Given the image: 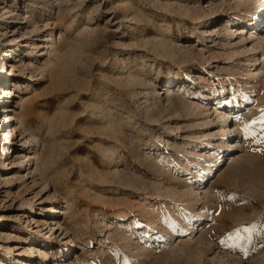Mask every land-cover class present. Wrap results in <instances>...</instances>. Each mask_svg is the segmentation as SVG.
<instances>
[{"label":"rangeland","instance_id":"rangeland-1","mask_svg":"<svg viewBox=\"0 0 264 264\" xmlns=\"http://www.w3.org/2000/svg\"><path fill=\"white\" fill-rule=\"evenodd\" d=\"M225 1L245 0H0V67L16 65L0 112L13 139L0 135L2 264H264V144L245 131L260 133L264 49L233 23L258 0ZM223 80L226 104L251 98L233 155L216 135ZM243 228L247 255L221 242Z\"/></svg>","mask_w":264,"mask_h":264},{"label":"bare ground","instance_id":"bare-ground-1","mask_svg":"<svg viewBox=\"0 0 264 264\" xmlns=\"http://www.w3.org/2000/svg\"><path fill=\"white\" fill-rule=\"evenodd\" d=\"M245 1H247V0H245ZM244 1V2H245ZM249 1V0H248ZM244 2H242V3H244ZM232 3V2H231ZM230 2H227V1H225L223 4L224 5H226L227 7H228V5H232V6H230L229 8H234L235 10H238L239 8H240V6H241V1H239V2H236L235 3V5H233V4H231ZM59 4V3H58ZM61 4V3H60ZM245 5H247V3H244ZM247 6H249V7H251V4H249L248 3V5ZM60 7V6H59ZM228 10V9H227ZM230 10V9H229ZM59 11H60V9H59ZM225 11V10H224ZM248 14H243V13H235V18H234V21H233V23H234V25H236L237 23H242V22H244V25H243V27H242V31H240V34L241 35H244V33H246V34H248V33H250L249 34V36H247L248 37V40L249 39H251L252 41H254V42H256V43H254V45H256L257 47H263V49H264V38L263 37H259L258 35H259V33L261 32V30H263L264 28L263 27H261V23H263L264 22V0H258V5L256 6V7H253V8H250L249 10H248ZM51 16V15H50ZM50 24V23H49ZM47 26V25H46ZM255 26H256V31H258V33L257 32H255V31H250L251 29L250 28H255ZM247 27H250L248 30H247ZM35 29H38V26L37 25H35ZM233 27H227V29L226 30H228V34H230L231 36L232 35H234V31H233ZM255 30V29H254ZM52 34H51V32H49L48 33V36H51ZM246 36V35H245ZM247 37L246 38H244L245 40L247 39ZM241 39H243V38H241ZM243 39V40H244ZM49 41V40H48ZM55 41H53L51 44H50V46H49V50H48V56L50 57L51 55H52V53H54L55 54V52H57V48L58 47H56L55 46V43H54ZM246 42V41H245ZM245 42H244V44H245ZM159 45L158 46H160L161 48H162V50H164V51H167L169 48H170V44H168L166 41H164V40H160L159 42ZM21 44L22 43H20L19 45H16V47H20L21 46ZM49 45V44H48ZM256 46L255 47H253V49H255L256 48ZM15 47V46H14ZM172 47V46H171ZM13 48V47H12ZM159 48V47H158ZM173 49H174V47H173ZM251 49V48H250ZM250 49H248L249 51H250ZM169 50H171V49H169ZM180 51H183L185 54H187L188 55V57H192V53H191V50L190 49H184V47H180V49H179ZM247 50V51H248ZM10 51H11V49H8V50H2V52H1V54L4 56V59H6V58H9V57H11V55H10ZM17 51V50H16ZM172 51V50H171ZM264 53V52H263ZM192 54V55H191ZM176 55V53L175 54H173L172 56H175ZM250 55V54H249ZM196 57V56H195ZM193 58V57H192ZM189 59V58H188ZM195 59V58H194ZM191 60V59H190ZM260 59H257V61H259ZM208 61H209V59H208ZM263 63H264V59H263V61H262ZM261 62V63H262ZM50 64V63H49ZM11 66V65H10ZM16 65H14V64H12V73L11 74H14V67H15ZM4 68H5V66H4ZM4 68L3 69H1V67H0V94H4V97L2 98V100H4V101H1L0 102V104H3V105H1L0 106V112H7V111H9V106L7 105V103L9 102V98H11L12 97V93H13V91H12V87H9V84H8V82L5 80V78H6V76H10L11 74H7V73H5L4 72ZM180 79V78H179ZM183 79V78H182ZM227 79V78H226ZM178 80V79H177ZM227 80H223V82H222V87H221V89H222V91H219L217 88L215 89V91H216V93L215 94H218V96H217V98H214V100L215 99H217V101L215 102L216 103V110L219 108V106L221 107L222 105H224L225 107V110L226 111H224V113H221L220 114V125H221V129H219V132L216 134L217 135V137H218V141H219V143H218V146H222V145H225V150L226 151H228L229 153H227L226 155H233V150L234 149H236L237 148V145L236 144H233V142H231L230 140H231V138H233V129L231 130V127H232V125H233V122H235V124H236V120H238L239 118H241L240 117V115H238V114H236L238 111H240L242 108H245L244 107V105H245V103L246 102H251L250 100H251V98L250 97H248L247 95H245L244 94V92H241V91H239L238 92V94L239 93H241L242 94V96H243V99H242V102H237V100H236V102L234 101L233 102V104L234 103H237V108L238 109H236V106H235V104H234V106L233 107H231V103L230 104H226L225 103V101L224 100H222V98H221V95L220 94H222L223 95V93H224V91H226L228 88H226L225 87V85H226V83L228 84V82H226ZM163 82H164V87L166 88L168 85H170V84H173L174 82H175V79H173V78H171V79H164L163 80ZM177 82V81H176ZM226 82V83H225ZM225 83V84H224ZM232 83V82H231ZM212 85H215V84H213L212 83ZM11 86V85H10ZM14 86H16V85H14ZM230 86V85H229ZM228 86V87H229ZM170 87H172V86H170ZM169 88V87H168ZM166 89V92L168 93V95H170V90L169 89ZM229 90V89H228ZM233 90V89H232ZM209 91V90H208ZM229 92V91H228ZM235 92V91H234ZM237 93V92H236ZM201 94H203V93H201ZM238 94H237V96H238ZM240 94V95H241ZM225 95V94H224ZM235 95V94H234ZM239 95V96H240ZM203 97H204V94L202 95ZM233 96V95H232ZM210 97V96H209ZM233 97H235V96H233ZM219 98H221V99H219ZM210 100H212V99H210ZM209 100V101H210ZM211 102V101H210ZM226 104V105H225ZM246 104H248V103H246ZM250 104V103H249ZM216 110H215V112H216ZM219 110V109H218ZM242 111V110H241ZM16 114V113H15ZM14 115V114H13ZM17 115V114H16ZM5 116H6V118H9V119H11V118H14L15 116H11L10 114H5ZM17 116H22V113H19ZM224 117V118H223ZM16 118V117H15ZM18 119V118H17ZM241 126L243 127L244 125H243V123L241 124ZM235 127V126H234ZM241 127V128H242ZM241 131L243 132V130L242 129H240L239 130V132L241 133ZM0 135H4L5 137V139L4 140H6V144H9V143H11L12 142V140L13 139H10V131L8 130V129H4V130H1V132H0ZM1 137V136H0ZM12 137V136H11ZM236 138H237V135H236ZM235 142V141H234ZM5 144V145H6ZM232 150V151H231ZM237 150V149H236ZM230 152H232V153H230ZM225 156V155H224ZM224 156H223V158H224ZM219 157H220V155H219ZM232 157V156H231ZM221 158H222V156H221ZM221 158H219V159H216V160H213L212 161V163H213V165H210V168H209V170L206 172V173H203V174H201L200 175V179L201 180H207L206 178L209 176V175H211V174H213L212 172H217L218 171V169H220V167H222L224 164H225V162L224 163H222L221 162ZM228 158H229V156H228ZM230 159V158H229ZM222 163V164H221ZM217 167V168H216ZM210 178V177H209ZM200 180V181H201ZM208 180H210V179H208ZM203 183V182H202ZM206 183V182H205ZM200 185H202V184H200ZM191 202V201H190ZM77 203V202H76ZM68 207V205L67 206H61L60 208H58V206H54V207H51L50 208V213L51 214H55V213H58V215L59 214H61L62 213V210L64 209V208H67ZM29 208L31 209V210H33V207H32V205H30L29 206ZM52 216V217H50L49 219H51L52 220V224L50 223V226H51V228L53 229L55 226L57 227V226H64V229L65 230H67L68 229V226L64 223V222H60L59 220H57V218L59 217V216ZM124 216V215H123ZM122 215H120V214H115L114 216H113V218H116L117 220H122V219H124V217H123ZM96 218H97V215H96ZM99 219V218H98ZM196 223H198V222H200V224H203V219H204V216L202 215V214H200V215H198L197 217H196ZM202 226V225H201ZM55 229V228H54ZM202 233V232H201ZM210 233V232H209ZM204 235V234H203ZM203 235H200L201 237H202V240H203ZM208 236V235H207ZM204 241H205V239H204ZM201 242V241H200ZM210 242V241H209ZM70 243L72 244L73 243V240H71L70 241ZM215 244H217L218 245V243L216 242ZM68 246V245H67ZM73 246V245H72ZM36 250V249H35ZM35 250L32 248V255L33 254H35ZM65 250V249H64ZM210 250H211V248H210ZM38 251H41V250H38ZM70 251V249H68L67 250V252H69ZM41 253V255H42V257H43V259L45 260V261H47V259H48V254L47 253H45V252H40ZM16 258H11V260H15ZM17 261V260H16ZM47 263V262H46ZM0 264H2V261L0 260ZM27 264V263H26Z\"/></svg>","mask_w":264,"mask_h":264},{"label":"snow or ice","instance_id":"snow-or-ice-1","mask_svg":"<svg viewBox=\"0 0 264 264\" xmlns=\"http://www.w3.org/2000/svg\"><path fill=\"white\" fill-rule=\"evenodd\" d=\"M261 113H262L261 116L257 120H253L251 122L252 124L258 123L261 125L260 133L257 134L254 131H250L248 125L245 126V131L248 135L256 137L257 143L264 144V110H261ZM242 231L247 233L251 231V228L237 229L235 234H229L228 241L230 242H226V241H221V242L226 243L227 247L234 248V249H240L247 255L249 251V249L245 247V242L247 238L241 235ZM247 242L250 243V241H247Z\"/></svg>","mask_w":264,"mask_h":264}]
</instances>
